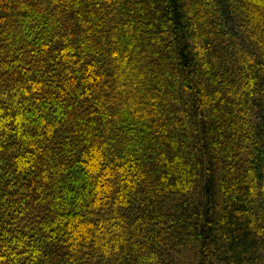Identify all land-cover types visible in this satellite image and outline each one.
I'll return each mask as SVG.
<instances>
[{"label": "trees", "instance_id": "1", "mask_svg": "<svg viewBox=\"0 0 264 264\" xmlns=\"http://www.w3.org/2000/svg\"><path fill=\"white\" fill-rule=\"evenodd\" d=\"M0 264H264V0H0Z\"/></svg>", "mask_w": 264, "mask_h": 264}]
</instances>
